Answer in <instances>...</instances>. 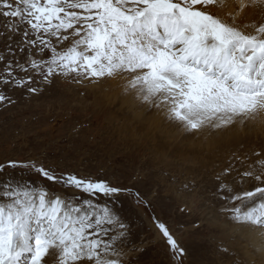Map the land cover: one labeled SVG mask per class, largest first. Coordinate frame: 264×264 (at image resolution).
Listing matches in <instances>:
<instances>
[{"label": "snow or ice", "instance_id": "obj_1", "mask_svg": "<svg viewBox=\"0 0 264 264\" xmlns=\"http://www.w3.org/2000/svg\"><path fill=\"white\" fill-rule=\"evenodd\" d=\"M203 7L205 0H0V111L57 79L82 88L115 81L136 120L153 112L183 131L198 128L191 117L217 90L236 97L241 110L252 107L264 93L245 89L264 88V80H250L251 64L233 51L244 46L222 25L217 31ZM254 51L264 62V44ZM227 174L215 177V191L236 204L238 197L225 195ZM260 194L264 187L253 191ZM122 197L152 208L138 187L105 175L66 171L36 156L0 160V264H144L147 241L122 214ZM219 211L241 226L249 217L239 206ZM149 223L165 245L161 264H190L168 224L154 212ZM217 251L227 249L218 244Z\"/></svg>", "mask_w": 264, "mask_h": 264}, {"label": "rangeland", "instance_id": "obj_2", "mask_svg": "<svg viewBox=\"0 0 264 264\" xmlns=\"http://www.w3.org/2000/svg\"><path fill=\"white\" fill-rule=\"evenodd\" d=\"M99 86L104 87L103 84L97 87ZM89 88L96 87L82 88L57 79L41 95L0 111V160L36 156L50 164L59 165L66 171L105 175L113 181L119 180L122 184L138 187L151 200L152 208L145 209L143 205L137 207L130 198L122 197L121 212L140 225L139 234L147 241L148 246L144 264H161L162 261H167L165 245L158 237H154L149 223L153 212L168 224L181 246L187 249L190 264H221L215 259L214 252L223 236L219 237L218 242L212 239L220 233L209 231L204 214L208 209L216 210L221 205H239L238 198L233 205L219 199L220 194L213 187L217 184L215 177L227 170L226 176L221 175L224 176L222 181L227 187L237 184V191H242L243 188L253 192L257 186L264 184V177L260 182L255 179L262 174L251 170L246 175L244 171H235L237 167L233 169L228 166L230 162H233V166L239 160L237 157L230 159L237 155L232 147L217 148L214 154L219 153L218 158H228L226 160L229 161L224 162L227 165L221 163L222 165L214 169L211 167L203 170L206 173L200 179L187 168L178 170L177 167L157 165L151 159L145 161L150 156L148 147L145 144L126 146L120 143L117 131L107 125L108 108L94 107L93 95H86ZM80 99L83 107L79 106ZM252 146L255 149H251L249 153L244 152V149L240 150V156L257 160V165L264 167V146L260 147L258 142ZM169 177L172 178L170 183ZM41 187L60 193L66 191L47 181H43ZM183 200L191 203V208H187ZM225 217H229L227 213ZM195 224H199V227H194ZM221 242L226 243L225 248L230 244L224 240ZM230 246L234 247L231 244ZM233 257L237 258V255Z\"/></svg>", "mask_w": 264, "mask_h": 264}, {"label": "bare ground", "instance_id": "obj_3", "mask_svg": "<svg viewBox=\"0 0 264 264\" xmlns=\"http://www.w3.org/2000/svg\"><path fill=\"white\" fill-rule=\"evenodd\" d=\"M199 11L208 15L217 28L222 25L234 35L238 44L244 46L243 52L236 50L235 47L233 51L238 60L251 64V71L248 73L250 80L252 82L264 80V62L254 51L259 44H264V0H205V7ZM249 57L254 58L249 61ZM103 85V88L100 86L89 88L86 95H93L94 107L108 108L107 125L112 126L113 131H117L120 143L126 146L145 144L144 146L148 147L150 156L147 159L143 157L145 161L151 159L157 165L177 167L178 170L187 168L200 179L204 178L206 173L203 170L211 167L214 169L222 165L221 163L226 164L224 162L229 161L226 160L228 158H218L219 153L214 154V151L217 148L230 147L231 149L232 147L238 156H229L230 159L237 157L239 160L235 161L233 166V162H230L228 166L233 169L237 167L235 171H244L246 175H249L251 170L261 173L260 177L255 178L258 182L264 177L263 165H257V160L246 159L247 156H240L239 153L242 149L246 150L244 152H251V149H255L252 146L255 142H258V145L261 144L260 147L264 146V94H261L264 93V88H261L258 83H251L245 89L249 95L261 94L258 95L257 102L246 110L239 108L236 97L226 92L219 93L217 90L216 97L210 100L198 115L191 117L198 128L187 131H183L180 124L160 120L153 112L147 113L143 121L136 120L134 110L120 95L117 83L106 81ZM79 104L83 107L81 99ZM125 148L128 149V147ZM223 177L221 180L224 179ZM236 185L229 186L226 194H230L232 198L238 196L237 205L242 212L249 214L243 226L235 224L229 217L226 218V213H221L219 208L208 209L204 214V221L207 224L205 225L209 231L220 233L218 237L212 239L217 241L223 236L221 241L234 245V247L227 245V252H214L215 259L221 264H227V262L229 264H264V207H261L264 205V194L253 195V192L243 188H241L242 191H237ZM261 186L264 187V184L257 187ZM213 187L216 189L217 184ZM183 204L191 208V203L187 200H183ZM221 241H219L220 245L224 247L226 243ZM234 255H237V258H234ZM224 257H226L225 260ZM206 260L208 261L207 258Z\"/></svg>", "mask_w": 264, "mask_h": 264}]
</instances>
